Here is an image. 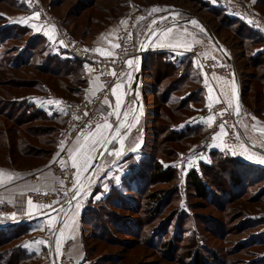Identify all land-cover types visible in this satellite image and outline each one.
Here are the masks:
<instances>
[{
  "label": "rangeland",
  "instance_id": "1",
  "mask_svg": "<svg viewBox=\"0 0 264 264\" xmlns=\"http://www.w3.org/2000/svg\"><path fill=\"white\" fill-rule=\"evenodd\" d=\"M29 1L40 4L42 2L48 13L56 17L65 29L69 32L73 31L76 38H83V41L89 43L108 22L111 24L115 21L114 18L120 12L119 9L118 11L116 9L121 8V5L116 1L124 0ZM134 1L132 3L141 7L145 6V9L160 4L165 7L162 15L176 13L187 20L200 18L210 25L212 31L220 37L224 48L238 68L242 85H251L252 87L256 85V76L264 68L251 65L249 58L258 51L257 47L248 45L249 41L246 39L248 37L254 38L255 35L244 30L243 34L246 37L242 38L235 33L238 25H232L229 28L224 27L226 24H223L221 19L224 16L231 18L233 16L227 14L223 8L212 6L208 0ZM236 1L245 4L252 11L246 0ZM21 4L22 0H0V67L7 66V63L11 61L14 62L13 65L17 66L15 69H9L10 71L0 70V95L4 97L1 99L0 109L5 111L6 117L9 115L8 117L11 118L4 117V113L0 112L2 114L0 133L3 134L0 135V144L6 139H11L17 143L18 133H15L16 137L9 133L14 132V130H18L24 135V132L29 128L45 126L44 128L48 129L49 126L55 125L54 122L35 121L27 126H18L13 122L16 115L19 116L23 113L17 102L13 103V101L36 92L34 89L28 90L30 88L28 86L34 81L43 80L58 95L70 97L65 86L71 84V79L60 78L59 87L57 85L58 78L41 76L36 69L39 65L46 64L50 56L53 57L52 50L46 41L43 43L41 41L40 45H36L37 41L33 39L35 37L31 32L24 31V27L18 24H10L11 17H6L7 15H16L18 12L16 10L21 9ZM201 4H209L216 9L219 8L221 15L210 13ZM107 9L109 12H105ZM136 14L139 13H133L130 19ZM137 33L138 41L141 42L143 33L140 31ZM222 61H226V59ZM11 72L14 73L13 76H10ZM159 72L162 73L160 70ZM157 73L154 68L150 74L152 79L145 78L144 84L149 83L154 88L159 87V81L156 79ZM173 77L164 82L161 88L167 87L169 82L174 80ZM12 80H20V83L26 84V86L15 91L16 89L13 88L15 86L11 83ZM194 88L198 87L182 88L177 99L179 100L180 96ZM9 92H14L16 95H10ZM160 96L145 97L147 100L145 102L152 114H150L148 128L145 132L146 144L136 157L137 164L130 171V176L120 179L118 181L120 185L114 184L115 179L106 180L103 184L107 187L96 188V190H102L106 196H99L96 201L90 199L89 206L98 208L97 210L101 214L98 215L99 219H95L98 223H93L94 225L84 224L83 244L88 264H196L195 256L203 259L206 264H264V168L256 173L253 172L254 176L250 181L238 180L240 185L237 187L233 185L231 179H233L234 174L239 172V169L235 166L234 168L231 164H224V170H214L212 173L216 177L214 179L204 177V174L208 172L204 168L209 167L213 161L212 152H209L205 158L203 155L202 158L201 151L196 150L195 146L201 142L195 139H180L171 143L174 149L172 147L165 148L163 143L165 133L160 134L159 127L168 122L172 125L180 124L192 114L187 112V116L183 114V117L172 113L169 118H165L164 116L169 111L161 104ZM73 99L72 102L79 101V99ZM259 100H264L263 94H250L247 97L248 105L246 106L253 112L264 108V104H260ZM256 101L257 104H255ZM154 112L159 114L161 112L164 116L159 119L153 118ZM255 114L261 118V114ZM261 116L264 117L263 114ZM19 136L21 135L19 134ZM53 137L50 134L43 135L40 139L28 137L33 145L39 146L46 152L45 156L43 159H25L19 155L16 156L18 161L22 163L32 160L35 162V166L29 170L44 164L45 158L54 147L51 142L52 139H55V136ZM8 150L9 148H6V155ZM0 151L3 152L2 146H0ZM15 153H17L16 150ZM148 155L153 158L156 157L162 162L164 168L175 172V180L171 183H163V181L155 183L154 179L150 180V175L146 172V178L139 179V183L133 181L138 176V171L142 170L143 172L145 169ZM2 156L0 161L9 165L11 163L10 158L7 159L4 154ZM12 163L14 162L12 161ZM49 167L51 168V164ZM192 170L198 171L212 193L205 200L197 196L188 180ZM225 181L226 184H224ZM141 185H145L143 189H141ZM131 186H138L140 193L127 191L126 188ZM120 192L129 194L126 201L131 207H122L123 205L119 203L122 196ZM108 196H113L112 200L115 203L111 204V199L107 200ZM98 200H101L100 204ZM106 209H108L109 216ZM94 217L95 215L92 219ZM171 245L172 247H169ZM17 246H19V242L13 241L0 247V264H9L12 258L18 255V252L14 253L15 250H13ZM190 254L195 256L190 258ZM18 264L38 263L29 261Z\"/></svg>",
  "mask_w": 264,
  "mask_h": 264
},
{
  "label": "crops",
  "instance_id": "2",
  "mask_svg": "<svg viewBox=\"0 0 264 264\" xmlns=\"http://www.w3.org/2000/svg\"><path fill=\"white\" fill-rule=\"evenodd\" d=\"M208 1L212 4V6L219 7L218 4L212 0ZM246 1L256 16L264 18V12H262V8L258 6V0ZM41 5L42 8L38 9L29 0H22L21 9L16 10L18 11L16 15H7L6 17H11L12 20L10 21V24H18L19 26L30 30L34 37H41L44 39L49 48L52 50L53 55H59L62 60L68 58L75 59V57L64 48L60 40V32L67 29L62 26V23L61 25L57 26L56 24L49 22V20L43 16L42 12V10L47 11V8L42 2ZM154 7H157L159 11H151ZM163 9H165V7L161 6L160 4L152 5L145 9V6L141 7L131 2L130 14L112 22L90 40L89 44L92 50L94 51L96 48H103L107 51H112L115 53L117 47L113 48V44H119L120 34L122 33V30L128 25L131 13H139V18L143 17V19H139L138 32H142L143 37L145 38V40H143L142 37L140 41L142 45H144V42L147 44L148 55L146 58L150 59L149 65L152 64L156 67L157 59H159L160 55H162L163 65H160L159 70L166 72L165 66H170L172 69L174 67L175 69L183 70L182 68L185 66L186 72L182 74L184 81L187 82L191 88L193 86L198 87L194 88L193 90H189V92H187L186 95L182 97V102L186 99V104L190 106L191 110H193V113L189 119L185 120L176 129L178 131H182L186 130L188 127H195L203 128L209 131L206 143H200L199 145L195 146L196 150L201 151L202 158L203 155L205 158L209 152L219 151L231 155L243 163L263 169L264 162H262L259 157L264 156V152L259 151L258 148L264 149V135L253 131L251 127H244L242 139L236 143L228 144L226 142L228 128L226 127L227 135L223 136L221 140L229 147L224 148L221 140L214 139V134L220 130L214 131L215 119L211 123L204 119L210 114L212 115L211 110L208 107L209 95L219 98L220 101L219 103H213L212 108L220 103L228 104L223 96L224 92L228 93L229 98H231L233 102L236 100V95H232L233 83L236 86L235 79L226 77L218 72L211 74L206 73L203 69H201V67H198L199 62L193 55V51L196 47L203 46L205 54L211 58L224 60L226 59L224 55L225 53L230 57L224 48V44L220 37H218V35L212 31L210 25L202 21L200 18L197 19V25L191 24V20L183 19L178 15H172L171 19H166V17L170 14L162 15ZM225 11L230 16H233L235 19H238L240 22H242L248 29L252 30V32L260 34L259 36L264 39V31L257 28L253 21H250L245 17H239L230 14L227 10ZM34 13H39V17L37 18L34 16ZM50 16L53 15L50 14ZM20 17H30V23L24 24L17 22ZM161 17H164V19H160ZM122 20H126L127 24H122ZM154 20L156 21L155 24H153ZM32 23L42 25V30L37 31L31 27ZM52 25L55 26L53 39H49V36L46 34V32L51 30L50 26ZM170 27L173 29L172 38L170 40L159 39L160 32H157L156 36H151V30L153 29L163 30ZM184 29H187V31L185 32ZM212 34L217 41L214 40ZM109 41H112V43H109ZM177 42L181 45H188V47L167 46L170 43ZM161 43L165 44L166 46L161 47ZM257 51H264V41L262 44L257 46ZM94 52L101 57H109L106 55H101L97 51ZM131 59L133 60V64H128V70L120 82L122 87L117 89V91L122 94L121 118H123L124 111H129L130 115L128 117V123L133 125L131 131L125 138V145L122 150L123 155L121 157H117L113 154H110L109 152H105L102 148L98 149V151L102 154L96 155L91 168L88 172L84 173V176L81 178L82 182L85 184V191L82 192L78 199L71 204V207L68 206L67 208H64L63 211H61L60 207H57L53 210H47L45 207H43L30 213L27 204L29 199L28 195L31 191H34L33 189L39 188L40 190H49L52 188L54 175L49 166L52 164L54 157H57L56 154L58 151V145H56L55 149L50 148L52 150V154L47 162L35 167L32 170L29 169L33 168L34 166L29 164L19 165L14 164L11 161V163L8 165L5 162L0 161V169H5L9 172L19 174L18 178L14 179L12 182L2 185L4 187V198L11 205L12 210L7 214L0 215V225L3 227V229L22 225L27 226V232L25 233V236L22 237L21 246L29 254H35L39 256L43 254L42 261L45 263L47 261V250L50 249L52 245L54 246L57 257L60 258L63 246L66 242L71 241L73 244L71 255L79 264H88L83 244V215L86 208L90 204V199L91 201H96L99 196H106L103 194L102 190H96V188L105 186L103 183L108 179H115L116 182L114 184L120 185L117 182V177L120 180L125 176H130V171L133 169V167H136L137 162L135 159L143 149L145 138V128L142 125L146 113L143 97V85L145 77L142 71L137 89L138 97H141L139 100H137V92H134L131 96L134 80L138 73L136 69L137 60L135 58ZM187 61L189 62L186 64ZM83 64L84 78L87 80V85L84 88L82 95L83 97L88 98L93 96V92L96 93L100 90L102 83L96 69L87 63L83 62ZM234 66L236 67L235 64ZM236 70L239 76L237 67ZM205 73L207 74V77H205ZM129 75H131V79H129ZM205 78L208 80L207 85L204 82ZM239 82L242 94V89L244 86L242 85L240 76ZM210 88L212 89L211 93L209 92ZM27 100L30 104H34L40 110L45 111L50 117L54 115H62L66 117L69 111V104L73 101V98L58 95L53 90L45 89V91L29 94ZM57 100L61 101V103H54V101ZM108 100L110 103L104 102L102 111L109 122H111L115 127L118 121L115 123L111 120V118H115V120H117V118L114 114L108 116V113L112 112L115 108L116 97L112 94L111 98ZM261 117L264 125V117ZM121 131L123 133L127 131V128H123ZM80 142H83V140H80ZM241 143L246 145V152L239 147ZM77 146L78 144L75 142L70 148H75ZM108 148L120 150L119 141H115ZM233 152H235V154H233ZM100 156L101 158L99 159ZM249 156H253L254 158L249 159ZM69 162L72 165L70 159ZM33 174L39 175L38 180L35 182L30 179V176ZM85 177L87 179H85ZM88 180L91 182L88 183ZM78 202L81 206L77 209L76 205ZM11 213H15V217L10 215ZM53 215L56 217L54 226L50 225L49 223V220ZM73 215L75 216L74 222L70 219ZM65 220H68L69 223L72 224V227L70 229H65L64 238L61 240L58 250L57 239L60 236L59 229L63 226V222ZM56 227H58L56 236L54 239H50V233Z\"/></svg>",
  "mask_w": 264,
  "mask_h": 264
},
{
  "label": "trees",
  "instance_id": "3",
  "mask_svg": "<svg viewBox=\"0 0 264 264\" xmlns=\"http://www.w3.org/2000/svg\"><path fill=\"white\" fill-rule=\"evenodd\" d=\"M116 2H118L119 5H121V8L116 9L117 11L119 9L120 12L117 13L118 15L114 18L115 21L122 18L123 16L130 14L131 2H135V1L134 0H130V1L124 0V1H116ZM201 5L203 6V8H206L210 13L219 16V14H220L219 10H218L219 8L216 9L215 7H212L209 4H201ZM258 6L260 8H262V12H264V0H258ZM92 8H95V7L92 6ZM105 12H109L108 9L105 10ZM132 14L133 13H131V15ZM221 22L223 24H226L224 27H228V28L230 26L232 27V25H238V28H237V30H235V33H237V35L241 36L242 38L246 37L245 34H243L244 30H246L250 34L253 33L255 35L254 38H252V37L246 38L249 41L248 45H252V46L257 47L258 45L262 44L264 41V39L259 36L260 34H256L255 32H252V30L248 29L238 19L231 18L229 16H224L221 19ZM108 23H110V22H108ZM108 23H107V25L104 26L103 29H105L108 25H110ZM62 26L64 27L63 24H62ZM23 30L30 32V30H27L26 28H23ZM70 32L72 33V35L74 36L75 39L83 41V38H80V39L76 38L73 31H70ZM33 39L35 41H37L36 45H40L41 41H42V43L45 42V40L42 39L41 37H35ZM83 42H85V41H83ZM87 44L90 46L89 43H87ZM41 46H42V44H41ZM162 57L163 56L160 55V58L157 59L156 67L153 66L152 64L149 65L150 59H147V58L143 64V70L142 71L144 73V77L152 79V76H150V74H152L153 69L155 68L156 71L158 72L157 73L158 76L156 79H157V81H159V84H160L159 87H155V88L153 86H151L149 83H145L143 85V87H144L143 88V97H144V105H145L146 113H145L142 125L145 128V132L148 128V124H149L148 122L150 120V118H149L150 114H152L151 109L146 104L147 100L145 99V97H147V96L161 95L160 96L161 104L163 105V107H166L167 111H169V113L166 114L165 116L161 112H160V114L158 112L157 113L154 112L153 118L159 119V118H162V116H164L165 118H169L170 114H172V113L174 115L179 114L181 116H183V114H184V116H187V112L190 114L193 113V110H191L190 106L188 104H186L187 100L185 99V100H183V102L181 100L182 97L184 95H186V93L184 95L180 96L179 100L177 99L179 97L178 93H180L182 88L190 87V85H188L187 82L184 81L183 75H182L184 72H186V67L184 66L182 68L183 70H181V69H175L173 66H172L173 69L170 66H165L166 72L164 71L165 73L162 72V73H164V74H162L161 72H159L160 65H163ZM249 59H250L251 65L253 67H263L264 68V51L253 53V56H251ZM188 62L189 61H187L186 64ZM13 63H14L13 61L7 63V66L0 67V70L1 71H8L9 69H15L17 66H15V64L13 65ZM83 65H84L83 61H81L77 58H75V59L68 58V59L62 60L59 55H53V57L50 56L47 59L46 64H44V65L41 64L36 69L41 76L58 78L57 85L59 87H60V80H59L60 78L61 79H71V84H69V85L67 84V86H65L66 90L69 91L71 98L79 99V101H80V100L86 98V97H83V95H82L84 88L87 85V80L84 78V66ZM18 67H20V66H18ZM13 75H14V73L11 72L10 76H13ZM172 77L174 78V80L170 81L169 82L170 84L167 87L161 88V85H163L164 82L170 80ZM256 79H257V83L254 87H252L251 85H247V86L245 85L244 88L242 89L241 97H242L243 105H248L246 100H247L248 95H250V94H254V95L263 94L264 95V70L256 76ZM11 83L13 86H15V87H13L14 89H16L15 91H19V90L23 89L22 87L26 86V84L20 83V80H12ZM28 87H30V88H28L29 91L34 89L36 92L45 91V89H51L52 90V88L49 86V84L43 80H36ZM8 94L16 95L14 92L13 93L9 92ZM28 95L29 94H27V97H28ZM27 97H23L19 100L13 101V103L17 102L19 109L22 110V112H23V113H21L22 115H19V116L16 115V117H14L15 119L12 118L13 122H15V124H17L18 126H27L30 123L35 122V121L54 122L55 125L49 126L48 129L47 128L45 129L44 128L45 126H36L33 128H29L28 130H26L24 132V135H22L21 132H19L18 130H14V132H9V133H11V136L15 135V137H16V134L18 133V135H17L18 142L15 143L11 139H6L5 141H2L0 146H2L3 152L0 151V153H1L0 158L3 157L2 155L4 154V156H6L7 159L10 158V160L13 161L14 164H19V165L29 164L31 166H35V162H32V160L26 161L25 163H21L18 161L19 159H17V157H16V156L20 155V156L24 157L25 159H37V158L43 159L44 158V156H45L44 154L46 152L44 150L40 149L39 146L33 145L30 142V140L28 139V137L40 139L43 135H49L50 134V135H52V137L55 136V139L51 140L52 144H54V147H52V149H55L56 145H58V147H59V136H60L61 131L63 130V128L65 127V125L68 121L69 113L67 114L66 117L62 116V115H54V116L50 117L45 111L40 110L36 105L30 104L27 100ZM2 98H4V97L0 95V102H1ZM257 101L255 102V104L258 103ZM25 103H27V104L23 105ZM259 103L264 104V100H259ZM184 111H185V113H184ZM0 112L4 113L5 111L0 109ZM254 112L257 113L258 115H260V114L264 115V108L254 110ZM4 115H5V113H4ZM147 115H148V117H147ZM261 115H260V117H261ZM1 116H2V114H0V117ZM8 116L9 115H7V117ZM4 117H6V115ZM190 117L191 116H189V118ZM8 118H10V117H8ZM189 118H185L184 121L189 119ZM184 121H182L181 123H183ZM180 124L172 125L168 122V123H164L162 125V127H159V129L161 130V131L159 130L160 134L165 133V138L163 139V143L165 144V148H171L172 147L171 143L177 142L180 139H187V140L195 139L201 143H206V140L208 139L209 131H207L206 129H203V128H195V127H191V128L188 127L186 130L178 131L176 128ZM19 134L21 136H19ZM0 135H3V134L0 133ZM146 137L147 136L145 134L144 146L146 144ZM144 146H143V148H144ZM6 148H9L7 155L5 153ZM172 149H174V147H172ZM15 150L17 151V153H15ZM51 154H52V150L49 153V155L47 156V158H45L46 162L49 160V157L51 156ZM9 155H11V156H9ZM211 158H212L213 163L209 167L204 168V170H208L207 174L206 173L204 174V177L214 179L215 176L212 175L214 170H216V169H219V170L223 169L224 170V164H231L233 167L235 166L236 168L239 169V172L234 174V177H232L233 179H231V182L236 187L238 185H240V182H239L240 179H242V180L245 179L246 181L247 180L250 181L252 179V176H254L253 174L261 170L260 168L254 167L253 165H250V164L243 163V162L237 160L236 158L232 157L231 155H228V154H225V153H222L219 151H212ZM142 165H143V162H142ZM250 171H252V172H250ZM138 172H139L138 176L135 179H133V181L138 182L139 179L142 180L143 178H146V176H145L146 172L149 173L150 180L154 179L155 183L156 182L158 183V181H160V182L163 181V183H171L172 181L175 180V172L171 171V169L167 170L166 168H164L162 162H160V160H157L156 157L153 158L151 155L147 156V159L145 162V169L143 170L144 174H143L142 170L138 171ZM131 178H133V177L131 176ZM188 180H189L190 184L193 186L197 196H199L201 199L205 200L207 198V196L212 195V193L210 192V189L206 186V181L201 177V175H199L197 170H192L190 172ZM224 184H226V181L224 182ZM145 185H141V189H143ZM126 190L130 191L131 193H140L138 186H131V187L126 188ZM120 193H122V192H120ZM127 196H129V194L122 193V196L119 199V201H120L119 203H121V205H123L122 207H131V206H129L128 201H126L127 200L126 198H128ZM154 196L155 195H153V198H155ZM112 197L113 196H108V198H107L108 201H109V199H111L110 200L111 204L115 203V201L112 200ZM98 202L100 204L101 200H99ZM97 209L98 208H91L90 206H88L86 208L84 215H83V224L94 225L93 223H98L95 221V219H99L98 215H100L101 212ZM106 211L108 213V209H106ZM93 215H95V217L92 219ZM108 216H109V213H108ZM27 228H28L27 226L22 225V226H15V227L8 228V229H0V247L3 245H8L9 243H12L13 241L19 242V246H17L16 248L13 249V250H15L14 253L18 252V255L15 256V258H12V260L9 262V264L27 263L29 261H34V262H37L38 264H50L49 249L47 250V255H46L47 261L45 263L44 261H42L43 254L40 256L35 255V254H29L26 250H24L22 248L21 240H22V237L25 236V233L27 232ZM169 247H172V245ZM12 256H14V254H12ZM193 256H195V255L190 254L189 257L192 258ZM194 260H195L196 264H206V262L203 259L198 258L197 256H195Z\"/></svg>",
  "mask_w": 264,
  "mask_h": 264
},
{
  "label": "built area",
  "instance_id": "4",
  "mask_svg": "<svg viewBox=\"0 0 264 264\" xmlns=\"http://www.w3.org/2000/svg\"><path fill=\"white\" fill-rule=\"evenodd\" d=\"M219 7L224 8L230 14L239 17H245L250 21H253L255 26L260 30L264 31V18L256 16L252 11H250L247 6L236 0H212ZM36 8H42L40 3H32ZM43 16L49 20V22L61 25V22L56 17L50 16L48 11H44ZM139 26V14L134 15L128 25L122 30L119 38V47H117L115 53L111 57H101L96 54L92 48L85 42L77 40L74 38L71 32L68 30H63L60 32V40L64 48L75 58L92 65L100 76L102 86L95 95L84 98L77 102H71L69 104V118L68 121L60 133L59 136V147L57 153L59 156L53 160L51 164V169L54 175L53 186L49 190L41 189L39 192L31 191L28 197L34 202L42 203L43 205H51V207H45L48 209H55L57 207L63 206L67 201H69L76 189L73 188V183L75 182L76 169L72 167L69 162V148L77 142V138L83 140V133L92 131L95 129L96 123H102L105 119V115L102 111L103 103L105 98H111L112 87L116 83H120L124 78L126 71L128 70L127 61L131 58L137 60V71L139 72V64L142 60L143 49L142 43L138 41L137 31ZM129 34H131L129 36ZM143 40L145 38L143 37ZM193 55L196 57L200 65L203 66V70L208 73L218 72L231 79L234 78L233 70L230 64L226 61L211 58L205 54L203 46H198L194 49ZM115 71V75H113ZM138 89V88H137ZM137 89L132 88L131 96ZM239 101V96L236 93V100ZM235 100V102H236ZM235 102L233 106L229 108L226 103H220L211 109L212 115L215 119L214 131L219 130V124L222 122L226 123L228 128V136L226 142L228 144H233L238 142L243 137V128L239 121L243 122V125L251 127L253 124L259 122L263 125V120L256 116L254 112L246 105H242L241 114L239 116L235 115ZM222 109H228L227 111L221 112ZM255 117L256 120H252ZM113 122L116 123L115 118H111ZM236 133H239V139ZM63 143V149L60 145ZM66 162L64 167L60 166V159ZM39 175L33 174L30 176L32 181H37ZM63 181V183H61ZM4 187L0 186V215L9 213L12 208L11 205L4 198ZM56 227L50 233V239H54L57 233ZM72 242L68 241L63 246L62 254L60 258L57 257L54 246L52 245L49 249V260L50 264H79L74 257L71 255Z\"/></svg>",
  "mask_w": 264,
  "mask_h": 264
},
{
  "label": "snow or ice",
  "instance_id": "5",
  "mask_svg": "<svg viewBox=\"0 0 264 264\" xmlns=\"http://www.w3.org/2000/svg\"><path fill=\"white\" fill-rule=\"evenodd\" d=\"M151 11L155 12V11H159V9L157 7H154ZM34 16H36L37 18L39 17V13H34ZM172 15H178L176 13H172ZM139 19H143V17H140ZM160 19H164V17H161ZM31 18L30 17H20L18 19L17 22L19 23H24V24H28L30 23ZM122 24H127L126 20H122L121 21ZM156 21H153V24H155ZM191 24L193 25H197L198 21L193 19L190 21ZM31 27H33L34 29H36L37 31L42 30V25L37 24V23H32ZM54 28L55 26L52 25L50 26L49 31L46 32V34L49 36V39H53V32H54ZM184 31L186 32L187 29H184ZM157 32H160V37L159 39L161 40H170L172 38V32L173 29L170 28H166L163 30L160 29H153L151 30V36H156ZM131 34H129L130 36ZM62 43V42H61ZM109 43H112V41H109ZM119 44H113V48L119 47ZM161 47L166 46L165 44L161 43L160 44ZM167 46H171V47H177V46H184V47H188V45H181L178 42L177 43H170ZM94 51L99 52L101 55H106V56H113L114 53L112 51H107L103 48H96L94 49ZM127 63L129 65L133 64V60L129 59L127 61ZM198 67H201V69L203 68L202 65H200L198 63ZM113 75H115V71H113ZM205 77H207V74L205 73ZM129 79H131V75H129ZM205 84H208V80L207 78H205ZM122 85L120 83H116L111 91L112 94L116 97V105L115 108L113 109L112 112L108 113V116L111 115H115L117 118V125L114 127L113 124L111 122H109V120L107 119V117H105L103 123H96L95 129L92 131H88L87 133H83V142H80L79 137L77 138V144L78 146L75 148H69V159L71 160L72 163V167H74L76 169V173H75V182L73 183V188L76 189L73 199H75L77 196H80L82 192L85 191V184L82 182V177L84 176V173L88 172L89 169L91 168L93 161L96 158V155H101L102 153H100L98 151V149L102 148L104 149L105 152H109L110 154H113L117 157H121L123 155V148L125 145V138L127 137L128 133L131 131L132 128V124L128 123V117L130 115L129 111H124L123 112V118H121V103H122V94L119 93L117 91V89L121 88ZM98 90V89H97ZM212 89H209V92L211 93ZM93 95H95V92H93ZM232 95L235 96L236 95V86L233 83L232 85ZM224 98L226 99L229 108H231L233 106V100L231 98H229L228 93L224 92L223 93ZM209 99V109L211 110L212 108V104L213 103H219V98L217 97H213L212 95H209L208 97ZM54 103L60 104L61 101H54ZM105 103H110L109 100L107 99V97L105 98ZM228 109H222L221 112L227 111ZM241 110H242V106L240 105L238 99L235 102V115L239 116L241 114ZM206 119L209 123H211L214 120V115H209L207 116ZM252 120H256L255 117H252ZM239 123L242 124V126H244L245 128H247V125H243L242 121H239ZM123 128H127V131L123 132L121 131V129ZM252 130L255 132L260 133L261 135H264V125H260L259 122L253 124L251 126ZM219 131L216 132L214 134V139L215 140H221V138L225 135H227V131H226V123L222 122L219 124ZM237 138L239 139V133H236ZM115 141H119L120 144V150H116L114 148L109 149L108 145L110 143H113ZM221 143L223 144L224 148H228L229 146L226 143H223V141L221 140ZM61 149H63V143H61L60 145ZM138 147V145H137ZM235 147V146H233ZM239 147L241 149H243L245 152L247 151V147L245 144L241 143L239 145ZM233 154H235V152H233ZM56 156H59V153L56 154ZM56 157H54L55 160ZM254 158L253 156H249V159ZM259 159L264 162V156H260ZM66 165V162L63 160V158L60 159V166L64 167ZM17 173L14 172H9L8 170L5 169H0V186L6 184V183H10L12 182L14 179L18 178ZM85 179H87L85 177ZM119 181V178L117 177V182ZM91 181L88 180V183H90ZM61 183H63V181H61ZM105 187H107V185H105ZM34 191L39 192L40 189L39 188H35L33 189ZM71 201H67V204L69 205V207H71ZM28 208H29V212L32 213L34 210L43 208V207H51V205H43L42 203H38V202H34L31 197H29L28 201ZM80 203L78 202L76 207L77 209L80 207ZM61 211H63V206H61ZM10 215H12L13 217H15V213H11ZM73 222L75 219V216L73 215L70 218ZM55 220L56 217L55 215H53L50 220L49 223L50 225H55ZM72 224L69 223L68 220H65L63 222V226L59 229L60 232V236L57 239V246H58V250L61 244V240L64 238V231L66 228H71Z\"/></svg>",
  "mask_w": 264,
  "mask_h": 264
},
{
  "label": "water",
  "instance_id": "6",
  "mask_svg": "<svg viewBox=\"0 0 264 264\" xmlns=\"http://www.w3.org/2000/svg\"><path fill=\"white\" fill-rule=\"evenodd\" d=\"M171 17H172V15H168L167 17H166V19H171ZM212 36H213V38H214V40H216V38L214 37V35L212 34ZM217 41V40H216ZM142 49H143V56H142V60H141V62H140V64H139V67H140V70H139V72L137 73V75H136V77H135V80H134V84H133V88L134 89H137L138 88V84H139V81H140V78H141V73H142V70H143V64H144V61H145V59H146V57H147V55H148V48H147V44L144 42V45H142ZM225 53V52H224ZM225 55V57H226V60L229 62V64L231 65V68H232V70H233V75H234V79H235V83H236V93L238 94V96H239V103H240V105L242 106L243 105V103H242V97H241V90H240V82H239V76H238V72H237V70H236V67L234 66V64H233V62H232V60H231V58L225 53L224 54ZM114 143V142H113ZM112 143H110L109 145H108V147L111 145ZM258 150L259 151H261V152H264V149L263 148H258ZM101 158V156L99 157V159ZM98 159V160H99ZM97 163H98V161H97ZM73 196H74V194H73ZM73 196H72V198L69 200V201H71L72 203L73 202H75L77 199H78V197L79 196H77L75 199H73ZM71 203V204H72ZM69 205L67 204V202L63 205V209L64 208H67ZM0 229H3V227L0 225Z\"/></svg>",
  "mask_w": 264,
  "mask_h": 264
},
{
  "label": "bare ground",
  "instance_id": "7",
  "mask_svg": "<svg viewBox=\"0 0 264 264\" xmlns=\"http://www.w3.org/2000/svg\"><path fill=\"white\" fill-rule=\"evenodd\" d=\"M133 95V94H132Z\"/></svg>",
  "mask_w": 264,
  "mask_h": 264
}]
</instances>
